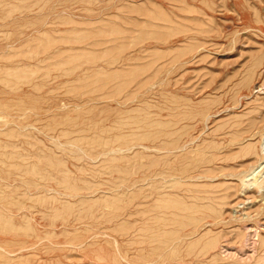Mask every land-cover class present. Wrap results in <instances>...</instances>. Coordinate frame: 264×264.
Masks as SVG:
<instances>
[{
    "label": "rangeland",
    "instance_id": "rangeland-1",
    "mask_svg": "<svg viewBox=\"0 0 264 264\" xmlns=\"http://www.w3.org/2000/svg\"><path fill=\"white\" fill-rule=\"evenodd\" d=\"M262 136L264 0H0V264H264Z\"/></svg>",
    "mask_w": 264,
    "mask_h": 264
},
{
    "label": "bare ground",
    "instance_id": "bare-ground-1",
    "mask_svg": "<svg viewBox=\"0 0 264 264\" xmlns=\"http://www.w3.org/2000/svg\"><path fill=\"white\" fill-rule=\"evenodd\" d=\"M260 90L261 88L259 87L257 91ZM258 148H259L258 153L261 154L259 161L257 160L258 162L252 165L250 169H248L249 171L246 170V173L239 179L242 183L243 188H249L250 186H257V187L264 186V136L261 137V142Z\"/></svg>",
    "mask_w": 264,
    "mask_h": 264
}]
</instances>
